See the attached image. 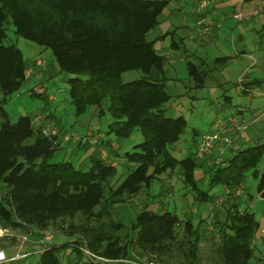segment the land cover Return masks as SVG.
Here are the masks:
<instances>
[{"label":"trees","instance_id":"trees-1","mask_svg":"<svg viewBox=\"0 0 264 264\" xmlns=\"http://www.w3.org/2000/svg\"><path fill=\"white\" fill-rule=\"evenodd\" d=\"M167 1L0 0V227L24 229L38 241V233L48 227L58 225L57 230L64 233L67 231L60 223L75 217L82 222L57 243L38 251L37 264H71L59 258L63 241L68 242L69 236H77L72 249L74 264H104L83 255L81 249L106 260L125 259L133 245L140 251L154 252L158 246L175 241L180 226L191 239H182L178 247L186 258L194 259L198 229L193 226V215L169 212L165 207L170 201L162 205L159 200L154 210L142 208L131 222V237L123 244L114 235L121 225L112 224L105 231L103 224L100 228L89 225L139 192L145 191L148 197L157 191L159 199L166 198L168 192L160 182L172 174L180 180L178 195L186 198L189 208L213 210L217 208L213 189L223 192L242 186L241 196L229 194L224 198L221 205L227 213L223 222L214 214L211 219L214 227L220 225L221 243L216 251L220 264H252L258 223L252 213L241 210L240 198L245 195V174L257 173L264 145L234 152L231 145L223 157L203 161L196 160L194 154L183 159L171 154L170 148L184 132L185 121L161 115L170 99L164 89L166 60L154 47L155 42L147 39ZM259 1L263 20L257 32L258 37H264V0ZM8 23L16 37L49 51L58 72L68 76L67 96L75 117L89 110L98 119L105 114L110 117L85 171L70 162H52L57 138L35 131L31 126L34 116H20L11 122L4 111V105L23 86L26 69L36 60L26 61L17 48L3 45ZM212 62L225 65L227 58ZM206 67L201 60H186L187 77L195 90L204 88L215 70ZM131 71L139 72L141 78L122 82L121 76ZM30 95L47 98L32 90ZM58 131L67 134L60 128ZM134 131L142 141L131 151L120 152L121 144ZM100 148L114 165L102 161ZM118 165L125 166L126 172L118 184L119 179L111 184ZM202 182H206L204 190L199 188ZM263 187L264 172L257 186L260 198H264Z\"/></svg>","mask_w":264,"mask_h":264},{"label":"rangeland","instance_id":"rangeland-1","mask_svg":"<svg viewBox=\"0 0 264 264\" xmlns=\"http://www.w3.org/2000/svg\"><path fill=\"white\" fill-rule=\"evenodd\" d=\"M167 2V8L162 12L157 26L148 34L147 39L154 41V38H156L159 41L157 44H162V46L168 50L171 41L169 33L174 30V26L178 27L179 23L184 21L188 29H193L192 34L189 35L190 40L186 37V34L184 35L185 47L187 48L185 60H189V55H194L195 57L203 59V62H205L207 66L206 69L215 68L216 71H214L213 77L220 86L217 87V85L213 84L206 88L195 90L192 88L193 82L187 77V70L184 63H175L176 80H174L173 72H170L172 75L166 76L168 61L165 58L164 76L166 82L164 89L170 96V99L164 106L161 115L164 118L181 117L185 121L183 134L180 136L178 142L170 148V152L175 158L183 159L195 152L193 143L195 136L193 132H203L215 119L222 120L230 115H234L235 110L233 108H235V106L236 108L238 106H248L253 99V103L261 101V111L264 112V87L262 93H254L251 95L249 93L244 94L242 92V86L240 85L242 77L241 72L251 62L252 64L254 63L253 57H256L258 60H260V57H264V52L261 50L262 48L264 49V37H258L259 34L257 32L263 20L262 15H260L262 5L259 0H207L209 7L205 11V16H207L212 23L218 24L219 27L213 29L209 35L201 38L195 34L198 18L197 3L195 0H168ZM171 3H174L173 7ZM173 9H175L177 14H180L177 15L178 18L176 17L175 19L177 22L173 21L170 17L171 14L169 12L174 15V12H172ZM232 14H239L242 20H233L231 18ZM180 16L183 20L180 19ZM5 27L6 38L3 41V45L17 48L26 61L40 59L46 63L45 68L39 72V79L33 80L35 78L34 75L30 76L28 79H24V84L21 89L4 105L3 108L9 120L15 122L20 116H32L41 113L54 115L57 120L62 121L63 129L68 132L66 133L69 136H73L69 137L67 143L63 144L61 139L65 133L59 131L56 134L55 137L57 139L55 142L57 144V150L54 153L52 162H70L77 169L85 171L89 166L88 158L93 153L96 144L100 142L101 137L105 135V131L107 130L106 126L110 122V117L105 114L102 118L98 119L93 115L92 110H89L83 116L75 117L67 96L68 76L58 72L51 53L46 50L42 51L39 47L16 37L10 23ZM176 35L179 36V33ZM239 37H242L246 41V52L250 54L246 57H242L241 60L237 62L234 56L236 52H240L242 48L240 43H238ZM161 38L164 39L163 42L160 41ZM155 48L157 49L156 46ZM219 57L227 58L224 69L223 63L217 62L215 64L212 62L215 58ZM171 59L172 58L168 57V60ZM239 62L241 64H239ZM255 69V67H249L247 70L249 72L248 75L253 74ZM35 74H37V72ZM246 77L245 75L242 79L244 80ZM140 78L141 74L136 71L126 72L121 76V80L124 83ZM37 84L43 87L46 95L54 98L53 102H46L44 98L30 95V91ZM251 111L246 113L245 118L248 121L244 120L249 129L246 130L247 132L245 131L242 133L241 136L246 133V136L248 135L250 137L251 134L255 133L256 130L264 124L263 114L261 119H259L260 121L250 125L248 122L252 121L251 118H256L261 112L260 110H256L252 113ZM79 140L81 141L79 142ZM141 141L142 137L139 132L134 131L131 137L121 144L120 152L131 151L132 147ZM254 145L255 143H250L242 147L247 148ZM103 162L111 164L107 159ZM256 171L257 173L255 175L252 171L245 174V180L243 182L245 195L240 198V208L241 210H247L252 213L256 223L259 225L254 236L255 247L251 263L264 264V198L261 199L260 194L257 192L260 174L264 172V155ZM125 172L126 167L118 165L116 167V176L111 181V184L116 183L117 179H119L116 183L118 184L120 180H122ZM179 181L177 176L173 174L170 177H164L160 183L163 189H166L168 192L166 198L163 197V199H159L156 196L157 191L150 193L148 197L145 191L139 192L136 195L126 198L115 207V210L103 212L102 216L99 218V222H90L89 225H96V228H100V225L103 224V231L109 230L112 224L121 225V227L114 231V235L118 237L119 244H123L125 239H127L126 237L131 235L129 228L132 220L142 208L147 206L148 209L154 210L159 200L163 201L164 204L162 205L170 201V205L165 207L169 212H173L177 215H179L180 212L193 215V226L198 229L194 259L190 257L186 258L178 247V243L182 239L185 241L186 239H191L190 237L188 238V233L183 230L182 226L176 229L177 238L175 241L167 242L164 244L165 246H158L156 248L157 250L154 252L140 251L137 246L133 245L130 249L131 253L125 259L106 260L102 257L93 255V257H90L86 254L88 251L84 249H81L82 254L91 260L103 262L104 264V260L106 264H188L189 262H191V264H220L216 256V251L221 243L219 241L220 225L218 224L216 227L213 226V228L208 229L206 221L210 220L215 215L221 223L227 211L222 205L213 210H209L208 208H205L206 210L201 208L198 209V207L195 206L189 208L188 202V207L181 211L180 205L176 204H180L182 198L179 197L182 187ZM199 188L204 190L206 188V182L200 183ZM221 191L222 190L219 188L213 189L215 196H218ZM172 202L175 204L173 205ZM201 219H204L205 223L201 224ZM80 223L82 222H80L79 217H75L73 221L65 220L62 224L60 223L59 226L67 231L64 233H71L74 231L73 226H79ZM204 224L205 226H203ZM57 227L58 225H55V227H48L46 231H40L38 233L39 240H35L36 243L32 245L34 246V251H41L42 248L51 246L64 237L63 235L65 234L57 230L59 229ZM36 233L37 232H35V234ZM10 235L25 237L31 235V232L19 228L2 229L0 227V245L4 243ZM76 237L77 236H69L68 242L66 240L63 241L64 246H61V248L64 251L59 254L61 262L68 261V263L71 262V264H74L76 255L73 253L72 249H74L73 242ZM29 238L32 239V236H29ZM33 249H31L27 260H25L28 264H37L39 260L40 255L38 252L32 254ZM97 258L99 259L97 260ZM12 264L20 263L13 262Z\"/></svg>","mask_w":264,"mask_h":264},{"label":"crops","instance_id":"crops-1","mask_svg":"<svg viewBox=\"0 0 264 264\" xmlns=\"http://www.w3.org/2000/svg\"><path fill=\"white\" fill-rule=\"evenodd\" d=\"M171 4H172V7H173L174 3H171ZM172 12H174V15H172V13L169 12L171 14L170 17L173 19V21H176L175 19H176L177 15H180V14H177L175 9H173ZM210 14L213 15L212 13H210ZM180 19L183 20V18H181V16H180ZM173 29L174 30H172L171 33H169L171 41H170V44L168 46V50H166L167 48H164L162 46V44L158 45L157 43L159 41L156 38H154V41H155L154 47L156 46L157 50L159 49L158 52L160 51L159 53L162 54L168 61L167 66H166V76L167 75L168 76L172 75V74H170V72H173L174 73V75H173L174 76V80H176L175 63H184L185 66H186L185 57H186V53H187L186 52L187 48L185 47V42H184L185 41L184 40L185 36L184 35L186 34V37H188L189 40H190V36L189 35L192 34L193 29L192 28L188 29L185 26L184 21H182V23H179L178 27L174 26ZM177 33H179V36L176 35ZM255 34H256V31H255ZM160 41L163 42L164 39L161 38ZM238 43H240V46L242 48H241V51L240 52H236V54L234 56L237 62L239 60H241L242 57H246V56H248V54H250V53L246 52V41L242 37H239ZM261 50H263V52H264L263 48ZM168 57H170L172 59L168 60ZM188 57H190L189 58L190 60H193V59L197 60L198 59V60L203 61V59L195 57L194 55H189ZM219 58H224V57H219ZM215 59H218V58H215ZM253 59H254V63L252 64V62H251L241 72V74H242L241 82L242 83L240 82V85L242 86V92L244 94L245 93H249L251 95L254 94V93L260 94L263 91L262 89L264 87V57H260V60L256 59V57L255 58L253 57ZM239 64H241V63L239 62ZM225 65H226V63H225ZM225 65H224L223 69L225 68ZM249 67H255L256 68L254 70L253 74L248 75L249 72L247 70L249 69ZM214 71H216V70L213 69L211 77L206 81L204 88H206L209 85H213V84L217 85V87H220L218 82H216L214 77H213ZM245 75L247 77L243 80L242 78ZM38 79H39V77H38ZM33 80H37V78H34ZM192 88H193V85H192ZM222 91H223V89H222ZM46 96L49 97V95H46ZM51 98H52V100H49L48 98H46V102H48V101L53 102L54 98L53 97H51ZM260 102L256 101V103H253V99H252L250 101V103L248 104V106H238L237 108L235 106V108H233L235 110V113H234V115H230V116H236L239 119L248 121L245 118L246 117V113L250 112L251 110H252L251 111L252 113L255 112L256 110L257 111L258 110L261 111L262 108H261ZM263 114H264V112L261 111L260 114L256 118H251L252 121L248 122V123L251 125V124H254L257 121H260L259 119H261ZM35 115H37V114H34L32 116H35ZM44 115L46 116V118L49 121V123L53 124L54 126L56 125L57 128H60L61 130H64L63 127H62V121L61 120H57L54 117V115H51V114H44ZM49 115H51V116L49 117ZM210 125L207 128H205V130L203 132L202 131L195 132V133L193 132V135L195 136V138L193 140L194 149H195V146H196L197 138L202 133L209 132L210 131ZM248 129L249 128H247V130ZM251 135H250V137L248 135L246 136V133L244 135H242V136L240 135V137H238L233 142L232 147H231V151L234 152V151H236L238 149H242L243 145L245 146V145H248L250 143H252V144L255 143V145L256 144H264V142H263L264 141V124L259 129H257L255 133H253ZM72 136H70V137H72ZM80 141L81 140H79V142ZM108 162H109V160H108ZM114 164H115L114 162L111 163V165H114ZM220 193H222V191ZM261 199H263V198H261ZM179 205L181 207V211H182V209L187 208L188 204H187L186 198L182 197ZM240 205H241V203H240ZM258 227H259V225H258ZM35 243H36L35 240L30 239L28 236H25V237H18L17 236L16 237V236H13V235L11 236L10 235L9 237H7L6 241L0 245V251H2L4 253V255H5V257L7 259L14 258L15 256H16V259L4 262L2 264H12L13 262H18L20 264H28L25 260H27V258L29 257L31 249L34 248V246H32V245L35 244ZM36 252H38V251H36V250L34 251V249H33L32 254H35ZM22 255H27V256L21 257Z\"/></svg>","mask_w":264,"mask_h":264},{"label":"built area","instance_id":"built-area-1","mask_svg":"<svg viewBox=\"0 0 264 264\" xmlns=\"http://www.w3.org/2000/svg\"><path fill=\"white\" fill-rule=\"evenodd\" d=\"M197 3V22H196V30L195 34L198 37L204 38L203 36L209 35L210 32L218 28L219 25L212 23L209 21V18L205 16V11L209 7L207 0H195ZM255 14V13H254ZM231 18L235 21L242 20V17L239 14H232ZM46 63L40 59H36L25 71L24 79L30 78V76L34 75L35 78L38 79L40 77L39 72L45 68ZM37 72V74H35ZM32 92L37 95H44L45 90L42 86L36 85L33 87ZM49 100L52 98L47 97ZM1 118V114H0ZM31 126L34 130H39L40 133L46 138H53L59 132L58 129L47 120L44 114H37L31 120ZM247 130V125L244 120L239 119L236 116H229L222 120H214L210 125V131L206 133H202L197 138L194 158L198 161L205 160L211 156L219 159L225 155L228 151L229 147L232 143L240 137L242 133ZM68 134H64L61 141L65 144L69 139ZM113 148H115L114 144H111ZM100 156L103 161L106 159L105 152L103 150L100 151ZM229 194L234 197H239L243 194L242 186H239L235 190H225L216 196L214 201V206H220L226 196ZM213 219L207 220L206 226L208 229L213 228ZM90 257H93L91 254L86 253ZM27 255H22L21 257H25ZM16 259V256L11 259H7L2 251H0V264ZM99 258H97L98 260ZM106 263V261L104 260ZM103 263V262H101Z\"/></svg>","mask_w":264,"mask_h":264}]
</instances>
